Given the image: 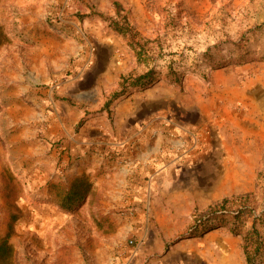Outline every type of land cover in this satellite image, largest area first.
Instances as JSON below:
<instances>
[{
  "label": "rangeland",
  "instance_id": "rangeland-1",
  "mask_svg": "<svg viewBox=\"0 0 264 264\" xmlns=\"http://www.w3.org/2000/svg\"><path fill=\"white\" fill-rule=\"evenodd\" d=\"M0 25V242L15 264H245L253 224L264 264V0H0ZM74 183L87 196L66 208ZM226 199L252 213L241 233L188 234Z\"/></svg>",
  "mask_w": 264,
  "mask_h": 264
},
{
  "label": "trees",
  "instance_id": "trees-1",
  "mask_svg": "<svg viewBox=\"0 0 264 264\" xmlns=\"http://www.w3.org/2000/svg\"><path fill=\"white\" fill-rule=\"evenodd\" d=\"M112 24L118 32L126 36H129L130 39L134 41L135 33L132 31L131 27L121 25L118 22H113ZM11 39L12 38L9 35V33L5 31L2 25H0V47L6 43H9ZM142 54H143L142 50L138 51V55L140 58L143 56ZM174 74L175 75L173 79L179 81L181 75L177 73ZM130 77L133 78L132 76H123L121 85L124 86L125 82ZM152 78H153V70H149L137 76L135 79H133L132 84L137 85V84H142V82L144 83V81L149 82ZM119 95H121V91H115L112 96L118 97ZM86 196H87L86 190H84L82 186L79 189L75 188V183H74V186L72 185L71 188L66 191L64 197L60 199V204H62L66 208L67 207L73 208L77 203L81 202ZM227 203L228 201L226 199L220 203L210 206L205 213L197 214L196 217L194 218L193 223L188 227V234H190V236L197 234L201 235L203 233H206L214 229L217 226H225V225L229 226L233 232L237 234L241 233L243 231V227H242L243 216L247 214L251 215L252 213L248 209V206L246 205H244V208L240 207V208L231 209L227 207ZM9 239H10V234L8 233L0 242V264H15V249ZM262 243L263 241L260 231L253 224L251 228L248 231H246L245 234L243 235V242H242V248L248 264H256L254 260V256L255 253H257L258 250L260 249Z\"/></svg>",
  "mask_w": 264,
  "mask_h": 264
},
{
  "label": "crops",
  "instance_id": "crops-1",
  "mask_svg": "<svg viewBox=\"0 0 264 264\" xmlns=\"http://www.w3.org/2000/svg\"><path fill=\"white\" fill-rule=\"evenodd\" d=\"M136 166H135V168L133 169V170H136L137 171V173H141V174H145V173H152V174H154L155 173V171L154 170H152V169H155L154 167H151L150 165H148V166H142V163H139V164H135ZM135 171V172H136ZM135 222H136V220H134ZM137 222H139V224L138 225H143L145 222H144V218H143V216H142V214L140 215V219L137 221ZM138 225H136V226H134V228H136ZM241 250H242V246H241ZM242 252V251H241ZM245 254H244V252H243V258H244V260L246 261V263L245 264H248L247 263V260H246V256H244ZM119 258H122V259H124L123 257H119Z\"/></svg>",
  "mask_w": 264,
  "mask_h": 264
}]
</instances>
